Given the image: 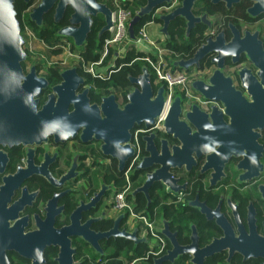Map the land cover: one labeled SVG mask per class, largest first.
I'll list each match as a JSON object with an SVG mask.
<instances>
[{"label":"flooded vegetation","instance_id":"flooded-vegetation-1","mask_svg":"<svg viewBox=\"0 0 264 264\" xmlns=\"http://www.w3.org/2000/svg\"><path fill=\"white\" fill-rule=\"evenodd\" d=\"M12 2L22 37L23 24L31 23L36 30L32 25L29 26L38 38L37 32L43 30L48 33L54 31L53 37L59 39L56 33L59 28L67 25L66 16L70 13L68 7L56 22L55 5H52L43 14L41 27H37L29 19V14L39 0ZM95 2L104 4L109 9L111 18L110 29L99 34L104 19L91 17L87 37L94 34L98 39L108 36L113 26L114 4L113 0ZM121 4L131 9L132 0H122ZM255 4L264 5V0H196L192 12L196 16L205 14L209 28L202 24L196 25L186 36L185 24L181 20L183 25L181 40L175 37L171 39L174 24L168 26L167 36L161 35L159 39L160 43L157 45L164 50L166 58L171 55H175L176 58L178 56L189 58L198 44L205 42L207 37L213 38L219 33L224 44L234 41L231 47H227L230 54L224 59L221 69L232 89L224 87L220 93V102L205 100L204 107L197 105L206 113H209L210 106L217 105L221 112L219 117H216L217 120L210 117L204 120L207 130L203 135L200 155L197 157L193 153L195 164L188 170L184 166L180 169H171L183 188L177 195H169L166 202L159 204L160 207L163 205L168 207L165 218L163 213L157 212L156 209L148 211L150 202L147 206V199L142 192L132 195L142 184L145 175L154 169V167L145 171L136 169L137 164L147 155L142 139L147 133L137 135L135 131L138 128L131 131L129 145L131 146L130 143L136 134L140 148L139 151L132 148V156L126 161L123 170L119 171L115 159L101 155L98 150L99 141L92 139L83 143L78 139V131L72 140H55L50 134L46 135L44 140L34 142L30 135L28 115L26 114V118L19 117L14 112L12 103L17 97L3 98L0 95V264L3 259L2 253L6 258V264H31L36 253L33 232L37 231L40 225L43 226L46 214L53 215L55 228L67 225L68 217L78 205V201H87L92 193L97 191L99 181L113 185V180L105 183L107 175H110L111 179L118 178L124 181L123 172L132 157L135 160L127 176L130 192L126 199L132 201L134 206L137 197L145 200L144 212L152 219L158 237L154 244V254L148 253L151 247L146 235V243H134L114 235L102 238L98 241L102 253L81 239L73 237L71 244L76 249L74 262L83 263L87 259L89 264H105L114 255L116 248L114 243L123 242L131 244L133 248L145 245V255L132 260L136 261L134 264H152L155 259L166 255L172 248L171 238L160 232L163 218L168 221V235L174 234L178 247L175 251L176 256H169V261L160 264H194L192 259H199L198 252L193 248H189L188 253L184 252V247H190L193 243L198 248H205L207 255L202 264H264V11L252 15L253 11L250 9ZM155 24L158 32L160 23L155 20ZM197 39H200L199 42ZM62 40L68 42L66 38ZM181 44L189 48V55L183 51L170 49ZM22 49L24 56L19 61L21 77L6 82L9 88L4 90L11 92L18 87L26 90L32 87L33 82L30 80L33 75L29 74L33 68L35 76L43 78L45 82L34 98L37 101L36 109L40 110L49 101L51 94L54 101L58 98L53 87L60 84L62 81L60 74L67 69L64 66V51L59 48H37L35 51H29L25 47L24 37ZM82 49H79V52ZM211 57L205 54L196 67L186 71H194L198 73L197 79L206 80L215 69V65L210 62ZM80 72L97 78L82 68ZM239 74L244 85L239 79ZM84 88L89 90L90 104H98L100 98L105 95V93L100 95L98 100L92 99L91 86L86 82L78 86L75 94H79ZM157 88L154 86L153 90ZM233 90L238 96L232 95ZM109 92L114 93L120 106L125 103L127 92L124 95L115 90ZM72 108V105H69L68 111ZM185 112L181 106V118ZM162 138L167 140L169 146L178 143L170 136L158 133L154 140L156 148L159 147V140ZM74 161L76 167L73 170L76 175L66 177ZM81 183H84V189ZM154 186L148 189L149 198ZM85 190L86 193L83 194ZM112 194L111 191L107 192L105 203L95 205L90 217L98 218L102 215L101 211L112 200ZM201 203L203 205L200 208ZM117 216H108L106 213L104 218L91 223L90 228L94 231L107 232ZM98 226L101 227L98 229ZM119 228L126 231L133 229L126 225L125 218ZM144 232L146 233L137 227V237L140 238ZM83 248L89 249V256L78 254ZM194 251L196 255L192 256ZM56 253L55 247H45L42 252L43 264H56L54 262Z\"/></svg>","mask_w":264,"mask_h":264},{"label":"water","instance_id":"water-1","mask_svg":"<svg viewBox=\"0 0 264 264\" xmlns=\"http://www.w3.org/2000/svg\"><path fill=\"white\" fill-rule=\"evenodd\" d=\"M195 1L180 0L179 4L171 10L160 11L155 16L156 21L160 23L158 33L166 37L168 26L175 24L177 20L184 22L186 36L196 25L202 24L209 28V21L205 14L196 16L192 12ZM169 3L170 0H145V4L140 5L134 11L128 22L127 30L130 40L135 39L134 28L143 17L152 15L155 9ZM52 5H55L54 20L56 22L61 13L67 7L69 8L70 13L66 16L67 25L59 28L56 35L59 37L58 40L66 38L74 48L81 49L84 47L90 30L91 17H103L104 19V25L99 34L108 31L111 27L109 9L104 4L95 2V0H39L31 10L29 19L37 27H41L43 14ZM250 11H253L252 15L263 12L264 5L255 4ZM22 44L23 37L20 34V26L13 2L12 0H0V95L3 98L17 97V100L12 103L14 112L19 117L24 116L26 118L28 115L31 128L30 135L34 142L38 143L50 134L54 136L55 140H72L78 131V139L81 142L86 143L92 139L99 141L98 150L101 155L115 159L117 169L123 170L126 161L133 154V149L129 145L131 131L135 128L149 130L164 106V87L159 85L155 91L153 90L148 66H141L138 75L128 76L131 87L125 95V103L122 106L117 103L113 92L103 95L98 104L89 103L88 88H84L79 94H75L78 86L85 84V78L78 73L79 67L67 68L60 74L62 78L60 84L53 87L58 96L56 101L53 100V94H51L49 101L40 110H37V101L34 98L41 87L45 85V82L43 78L35 76L33 68L29 74V76L33 75L30 80L33 82L32 87L28 90L18 87L11 92L4 90L9 88L6 82H12L13 79H20L21 77L19 61L24 56ZM233 44L234 41L224 44L219 33L213 38L207 37L205 42L198 44L199 46L194 50L191 57L178 56L176 58L175 55H171L167 57V60L171 67L186 71L196 67L205 54L211 55L210 62L215 65L211 75L206 80L194 79L190 85L193 91L200 94L204 100L216 103L221 101L220 93L224 87L232 89L228 78L223 76L221 69L224 59L230 54L227 47H231ZM239 79L244 85L240 74ZM232 93L235 97L238 96L235 90ZM69 105L73 107L71 111H68ZM220 112L217 105L210 106L209 113H206L196 104H192L181 118V96L176 94L166 110L162 129L148 131L142 137L147 155L137 164L136 169L141 171L152 167L154 169L145 175L142 184L133 191L132 195L136 192H142L147 199V206L150 202L148 189L152 185L158 186L157 194L159 196L160 194L167 197L177 195L183 187L179 185V179L173 175L171 169H180L184 166L188 170L192 164H195L193 153L197 157L200 155L203 148V135L207 130L204 120L207 117L217 120L216 117H219ZM158 133H163L167 137L170 136L178 143L169 146L167 140L162 138L159 140V147L156 148L154 140ZM74 167H76L75 161L66 177L76 175L73 170ZM86 190L83 191V194L86 193ZM109 191L115 192L117 188L112 184L107 185L99 181L97 191L93 192L87 201H78V205L68 217L69 223L63 227L55 228L53 215L46 214L43 226L40 225L39 229L33 232L36 253L31 264L44 263L42 252L48 246L57 249L54 258L56 264H82L73 260L76 252L71 244L73 237L88 243L100 253L102 251L98 241L110 235L119 236L134 243H146V233L144 232L140 238L137 237L136 226L131 231L119 228L121 221L125 218L124 213L119 214L114 219L111 229L107 232L94 231L90 228L91 223L106 216L107 209L105 207L101 211L102 215L98 218L90 217V214L95 205L99 206L102 202L105 203L106 194ZM202 205L201 203L199 207L201 208ZM161 223L163 227L160 232L171 238L172 248L167 251L166 255L155 259L152 264L169 261V256H176L175 251L178 247L174 234L168 235V221L161 218ZM189 248H193L199 255V259H192L194 264H202L207 255L205 248H198L193 243L190 247H184V252L188 253ZM195 251L192 253L193 255L191 254L192 256L196 255ZM2 255L1 264H6V258L3 253Z\"/></svg>","mask_w":264,"mask_h":264},{"label":"built area","instance_id":"built-area-1","mask_svg":"<svg viewBox=\"0 0 264 264\" xmlns=\"http://www.w3.org/2000/svg\"><path fill=\"white\" fill-rule=\"evenodd\" d=\"M121 2L122 0H113V26L108 36L103 39L99 59L93 62H86L78 54V63L76 67H79L80 69L82 68L93 77H109L112 73V68L102 70V68H104L102 61L110 51L112 52L117 46L129 41L131 42V45L140 47L142 53H144V56L141 59L147 64L150 75H152L153 86L158 87L159 85H163L164 87V106L162 112L155 118L154 125L149 130L138 128L135 133L138 135L142 132L147 133L148 131L161 130L166 110L172 103L176 94L181 96V106L183 111L189 110L192 104L204 107L206 103L200 94L193 91L190 85L194 79H197L198 73L171 67L168 63L164 50L158 47L156 41L152 39L149 34L151 27L156 26L154 20L155 16L160 11L171 10L179 4L180 0H170L169 4L155 9L150 20L144 22L138 28L133 41L130 40L127 30L128 22L132 17L131 11L130 9L125 8ZM22 33L25 41V47L29 51H35L37 48L65 49V46L69 48V44L64 40H55L50 44L46 43L43 39L38 38L31 27L26 23L23 24ZM136 134L130 144L135 151H139L140 147L137 142ZM134 160V157H132L129 165L124 170L123 184L120 187H116L117 191L113 192L112 200L107 205L106 209L108 216H117L124 213L126 225L130 229L136 226L146 231V236L150 241L149 245L151 247L148 253L153 255L154 244L158 237L155 232L152 219H150L144 211L136 212L132 201H128L126 199L130 192V183L128 182L127 176ZM135 262V260H132L127 264H134Z\"/></svg>","mask_w":264,"mask_h":264},{"label":"trees","instance_id":"trees-1","mask_svg":"<svg viewBox=\"0 0 264 264\" xmlns=\"http://www.w3.org/2000/svg\"><path fill=\"white\" fill-rule=\"evenodd\" d=\"M145 3V0H132L131 4V16H133L134 11L138 8V6L143 5ZM150 19V15H147L143 17L140 22L135 26L134 30L135 33L137 32L138 28L146 21ZM156 20V19H155ZM33 28L36 30L33 24ZM171 33V39L176 38L177 40H181L183 38V25L181 20H177L176 23L172 26ZM39 38L43 39L46 43L50 44L51 42L55 41L56 38L53 37L54 31H51V33H48L46 31H39L37 32ZM106 37V36H105ZM105 37H101L96 39L94 34H91L87 37L85 40V45L83 49L78 53L79 56L86 62H93L97 61L100 57V50L102 48V42ZM200 39H197V42H199ZM73 49V47H72ZM173 51H183L187 53L186 55L190 54L189 48L181 45H174V47L170 48ZM111 55V51L108 53V55L103 59V64H106L108 61V58ZM144 56V53L138 52L135 50L133 46H131L125 53L123 57H117L115 59V66L112 68L114 70L109 77L107 78H92L88 75H85L83 72H80V69L78 70L79 74L82 75L85 78V82L91 86V92H92V99L98 100L99 96L103 93H108L111 90H115L116 92H120L121 94H125L127 90L130 88V83L128 81V76H136L141 71V66L147 64L141 59ZM149 70V69H148ZM151 82L153 81L152 75H150ZM153 85V84H152ZM154 89V86H153ZM115 168V167H114ZM111 180H113V185L115 187H120L123 184V181L118 178L111 179L110 175H107L105 178V183H110ZM133 180V179H131ZM158 186H154L152 188L151 196H150V204L148 206V211L152 212V210L156 209L157 212H162L163 217H167L168 210L165 205L162 207L159 206L161 202L167 201V196L164 194H160V196L157 194ZM162 193V192H161ZM135 206L134 210L136 212L138 211H144L145 208V200L140 197L135 199ZM101 226H98L99 229ZM115 251L114 255L111 257V259H108L105 264H124L126 261H130L134 258L142 257L145 255L146 246L141 245L138 248H133L131 244L129 243H123V242H116L114 243ZM81 252V253H80ZM78 254H88L89 249H81L78 251ZM78 256V255H77ZM103 260V259H102ZM82 264H89L88 260H84Z\"/></svg>","mask_w":264,"mask_h":264},{"label":"crops","instance_id":"crops-1","mask_svg":"<svg viewBox=\"0 0 264 264\" xmlns=\"http://www.w3.org/2000/svg\"><path fill=\"white\" fill-rule=\"evenodd\" d=\"M149 34H150V37L156 41L157 44L160 43V40H159V38H160L159 36L160 35L157 37V34H158L157 33V26L151 27V29L149 31ZM131 46H133V45L130 44V46L124 47V45L122 44V45L117 46L116 48H114V50L111 52L110 57L108 58L107 63L103 64L104 68H102V70H105V69H108V68L109 69L113 68L115 66V59L117 57H123L125 55L126 51ZM133 47L135 48L136 51L142 52L140 47H135V46H133ZM81 186H82V188L85 187L84 183H81Z\"/></svg>","mask_w":264,"mask_h":264},{"label":"rangeland","instance_id":"rangeland-1","mask_svg":"<svg viewBox=\"0 0 264 264\" xmlns=\"http://www.w3.org/2000/svg\"><path fill=\"white\" fill-rule=\"evenodd\" d=\"M158 33V32H157ZM160 34L158 33L157 34V37L159 36ZM161 39V35L159 36ZM67 41V40H66ZM69 44V48L67 46H65V49H62L64 51V60H65V64L64 66H66L67 68L68 67H76L77 63H78V53H79V49L77 48H74L72 45H71V42H67ZM131 42H126L124 43V47H128L130 46ZM71 47H73V49H71ZM60 57H63V56H60ZM97 184V183H96ZM85 187H83L84 189ZM130 261H126L124 262V264H127L129 263ZM103 264V263H102Z\"/></svg>","mask_w":264,"mask_h":264},{"label":"clouds","instance_id":"clouds-1","mask_svg":"<svg viewBox=\"0 0 264 264\" xmlns=\"http://www.w3.org/2000/svg\"><path fill=\"white\" fill-rule=\"evenodd\" d=\"M253 162H254V158H253Z\"/></svg>","mask_w":264,"mask_h":264}]
</instances>
